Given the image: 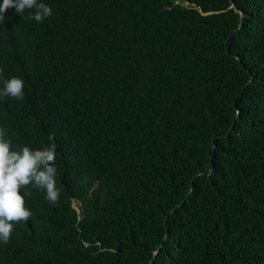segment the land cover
<instances>
[{"label":"trees","instance_id":"16d2710c","mask_svg":"<svg viewBox=\"0 0 264 264\" xmlns=\"http://www.w3.org/2000/svg\"><path fill=\"white\" fill-rule=\"evenodd\" d=\"M42 2L0 24V127L60 199L21 189L0 264H264V0Z\"/></svg>","mask_w":264,"mask_h":264},{"label":"clouds","instance_id":"9594fccd","mask_svg":"<svg viewBox=\"0 0 264 264\" xmlns=\"http://www.w3.org/2000/svg\"><path fill=\"white\" fill-rule=\"evenodd\" d=\"M14 8L15 12L22 16L28 11V20L42 23L44 19L52 15L51 7L42 0H3L0 3V24L5 21L4 13ZM5 67L0 61V75H3ZM0 99H23L24 81L18 77L0 79ZM6 130L0 127V243L7 244L17 223H27L32 217V211L26 207L25 195L21 189L31 185L37 190L46 193L45 199L57 205L60 192L56 187V152L55 144L43 149H32L23 146L19 150H13L11 141L6 139ZM54 140V136H49ZM78 206L77 201L72 205Z\"/></svg>","mask_w":264,"mask_h":264},{"label":"water","instance_id":"95a60500","mask_svg":"<svg viewBox=\"0 0 264 264\" xmlns=\"http://www.w3.org/2000/svg\"><path fill=\"white\" fill-rule=\"evenodd\" d=\"M231 1V6H233L234 7V9L235 10H237L239 13H240V15L242 16V11L236 6V4H235V2H234V0H230ZM213 147H214V139H213ZM212 166H213V164H212V162H210V164H209V166H208V170H207V173L209 174L211 171H212ZM199 173H203V171H200ZM73 206L74 207H76L77 209H78V206L77 205H74L73 204ZM166 235V234H165ZM164 235V236H165ZM159 247H160V244L158 245V247L154 250V254L157 252V250L159 249ZM151 261L152 260H149V263H151Z\"/></svg>","mask_w":264,"mask_h":264},{"label":"bare ground","instance_id":"6f19581e","mask_svg":"<svg viewBox=\"0 0 264 264\" xmlns=\"http://www.w3.org/2000/svg\"><path fill=\"white\" fill-rule=\"evenodd\" d=\"M22 19V18H21ZM34 21V20H33ZM23 26V25H22Z\"/></svg>","mask_w":264,"mask_h":264}]
</instances>
